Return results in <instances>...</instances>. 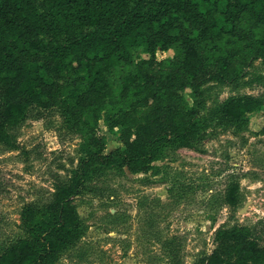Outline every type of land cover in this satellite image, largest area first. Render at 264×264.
<instances>
[{"label":"trees","instance_id":"trees-1","mask_svg":"<svg viewBox=\"0 0 264 264\" xmlns=\"http://www.w3.org/2000/svg\"><path fill=\"white\" fill-rule=\"evenodd\" d=\"M171 50L174 57L157 58ZM255 58L264 60V0H0V141L13 144L32 108L54 107L85 141L70 181L57 175L47 205L24 207L29 236L0 241V264H56L83 237L74 199L94 170L147 173L163 145L186 144L200 131L204 83L233 82ZM116 95L126 102L108 111ZM262 110V98L233 97L214 118L246 123ZM103 113L123 143L110 153L97 134ZM239 188H229V205ZM215 241L195 264H264L247 227L219 230Z\"/></svg>","mask_w":264,"mask_h":264},{"label":"rangeland","instance_id":"rangeland-1","mask_svg":"<svg viewBox=\"0 0 264 264\" xmlns=\"http://www.w3.org/2000/svg\"><path fill=\"white\" fill-rule=\"evenodd\" d=\"M134 55L148 58L141 50ZM175 55L158 51L157 58ZM202 93L200 131L186 144L163 145L147 173L94 170L74 199L83 237L56 264H195L215 251L217 231L235 226L249 228L264 248V110L249 115L246 123L219 125L214 118L230 98L264 100V60L252 59L233 82L207 80ZM124 102L116 95L106 109ZM107 123L103 113L97 134L106 138L110 153L123 143L120 129ZM12 135L13 144L0 141V241L29 236L24 207L47 205L55 177L70 181L85 149L82 133L58 107L32 108ZM235 182L240 188L231 206L226 194Z\"/></svg>","mask_w":264,"mask_h":264}]
</instances>
